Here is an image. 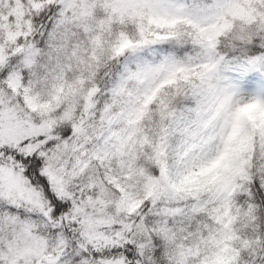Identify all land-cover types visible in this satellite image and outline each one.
<instances>
[{
	"label": "snow or ice",
	"instance_id": "1",
	"mask_svg": "<svg viewBox=\"0 0 264 264\" xmlns=\"http://www.w3.org/2000/svg\"><path fill=\"white\" fill-rule=\"evenodd\" d=\"M0 264H264V0H0Z\"/></svg>",
	"mask_w": 264,
	"mask_h": 264
}]
</instances>
